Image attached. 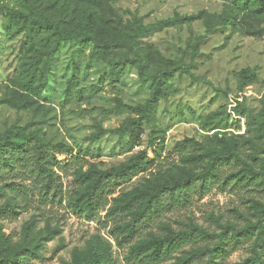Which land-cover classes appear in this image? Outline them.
I'll use <instances>...</instances> for the list:
<instances>
[{
  "label": "rangeland",
  "instance_id": "1",
  "mask_svg": "<svg viewBox=\"0 0 264 264\" xmlns=\"http://www.w3.org/2000/svg\"><path fill=\"white\" fill-rule=\"evenodd\" d=\"M5 8L56 18L82 31L84 40L63 41L52 57L38 58L40 39L24 55V34L7 30ZM120 31L132 36L123 39ZM97 44L106 45L105 58ZM124 55L143 61L144 78L183 62L202 81L176 71L161 87L149 121L138 120L131 108L151 96V82L141 79L135 64L114 71L109 59ZM37 60L48 72L34 94L18 72ZM247 68L256 79L240 85L239 73ZM26 100L30 104L20 107ZM252 117L263 122L261 129ZM17 130L67 144L71 152L56 154L48 165L55 183L47 192L30 169L0 165V186L10 183L0 206L19 201L15 211L0 213V250L15 264H181L201 245L214 249L215 264H255V251L264 260V214L258 212L264 181L256 184L264 180V7L258 0H0V137ZM185 139L193 151L177 146ZM142 150L148 167L111 183L108 204L86 212L84 173L117 167ZM209 153L241 161L219 166L218 179L192 187L186 202L161 206L131 237L123 235L129 215L105 217L114 196L124 200L198 173ZM248 166L257 179L237 182ZM190 230L192 237L158 259L135 254L152 238Z\"/></svg>",
  "mask_w": 264,
  "mask_h": 264
},
{
  "label": "trees",
  "instance_id": "2",
  "mask_svg": "<svg viewBox=\"0 0 264 264\" xmlns=\"http://www.w3.org/2000/svg\"><path fill=\"white\" fill-rule=\"evenodd\" d=\"M23 5L29 3L30 0H20ZM39 0H33L36 2ZM259 6L264 7V0H258ZM7 16V30L11 28H17L24 34V41L20 49L25 55L32 48L35 47L37 42L43 39V50L39 51L38 58L52 57L59 49L60 43L63 41L84 40L83 32L80 30L66 28L62 22L56 18H43L38 12L22 11L13 8H5ZM163 21L162 23H167ZM89 30L90 25L88 26ZM145 33L144 31H140ZM42 34H45L43 36ZM42 35V36H41ZM120 35L123 39L125 36H132L131 33L120 31ZM44 37V38H43ZM40 40V41H39ZM91 41H95L94 37L89 38ZM108 46L109 44L106 43ZM106 45H98L99 54L105 58L107 53L105 50ZM23 47V48H22ZM117 62L114 58L109 59V63L114 71H119L123 64L129 63L135 64L138 69L139 75L143 81H150L152 92L151 96L142 104L136 105L131 109L139 115L138 120L149 121L153 111L155 110L158 99L161 96V87L164 85L166 79L171 77L176 71L184 73L190 76L193 80L202 81L201 78L195 76L190 72V66L180 62L176 68H168L158 70L157 72L144 78V63L139 58H129L127 55L121 56ZM38 60L31 62L27 67H21L18 75L23 80V87L26 90L38 94L44 87L47 72L46 64L38 66ZM256 79L254 70L244 69L239 73L240 85H248ZM30 104L29 100L20 103V107H27ZM18 106V105H17ZM138 120H134L135 123H139ZM253 123L257 124L261 129L262 121L253 118ZM119 129L118 131H122ZM150 140L153 137L150 135ZM152 146V144H151ZM180 146L181 151L186 152L195 148L191 146L190 140L185 139L177 143ZM71 152V147L67 144H50L44 141L37 133L26 131H8L2 137H0V165L14 169L16 166L23 169H30L36 174L35 178L43 181L42 186L47 192L51 185H53V172L48 167L52 165L51 162L56 161V154ZM209 161L207 166L200 172L195 173L193 171L187 172L179 179L165 180L156 184L151 190L139 189L134 194L128 196L122 200L120 195L112 198L111 204L105 213V217L112 219L115 216H127L129 215V221L126 224V229L123 232L124 237H131L135 233L147 227V225L153 220L154 215L158 209L163 206H170L174 202H186L189 197V192L192 187H199L203 189L207 183L216 181L218 179V168L222 164L229 162H240L241 159L233 157L232 155H224L221 153L207 154ZM150 158L147 156L146 151H140L138 154L132 156L128 161L123 162L117 167L101 170L95 166L88 169L83 176V181L86 183V188L83 193L81 202L86 212H92L97 206L102 204L106 206L108 204L107 195L109 194L108 187L111 183H116L121 179H125L133 171H139L146 169L147 163ZM237 182H253L257 179V174L254 169L248 166L241 175L235 177ZM264 180H256L257 185H261ZM255 183V182H254ZM114 184V185H116ZM10 185L9 182H5L3 186H0V196L2 191ZM264 185V183H263ZM19 206L18 202L7 201L3 202L0 206V213L8 214L15 211L14 208ZM259 214H264V203L258 208ZM258 221H261L260 219ZM192 231H184L178 234L171 235L163 238H152L148 240L144 246L137 247L135 254L139 255L141 251H146L148 255H152L153 259H158L162 254H167L173 247L177 246L183 239L192 237ZM217 248V246L215 247ZM214 249L209 248L206 245H201L196 249L187 251V256L182 259L181 264H215ZM208 254V258L202 260L204 255ZM255 264H264V260L259 257L258 253L254 252ZM147 256L141 255L140 259H144ZM15 259V258H14ZM9 260L6 256L2 255L0 250V264H15V260ZM23 264V263H22ZM247 264V262L243 263Z\"/></svg>",
  "mask_w": 264,
  "mask_h": 264
}]
</instances>
